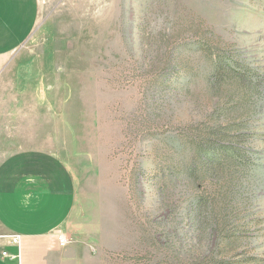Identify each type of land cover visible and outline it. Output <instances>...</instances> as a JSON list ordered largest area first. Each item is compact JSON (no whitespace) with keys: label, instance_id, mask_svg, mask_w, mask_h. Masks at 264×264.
<instances>
[{"label":"rangeland","instance_id":"rangeland-1","mask_svg":"<svg viewBox=\"0 0 264 264\" xmlns=\"http://www.w3.org/2000/svg\"><path fill=\"white\" fill-rule=\"evenodd\" d=\"M38 3L37 24L0 79V136L18 127L24 144L68 167L76 187L68 230L92 248L94 263L211 256L264 264V98L251 119L256 188L234 191L250 199L233 225V248L218 237L213 246L194 227L197 196L221 199L207 204L218 210L229 191L186 176L189 151L179 142L194 125L210 124L219 104L206 83L211 51L239 55L264 77V0ZM204 41L214 49L206 52Z\"/></svg>","mask_w":264,"mask_h":264},{"label":"crops","instance_id":"crops-1","mask_svg":"<svg viewBox=\"0 0 264 264\" xmlns=\"http://www.w3.org/2000/svg\"><path fill=\"white\" fill-rule=\"evenodd\" d=\"M38 4L0 0V79L15 67L8 56L36 26ZM19 130L0 136V264H96L92 248L68 230L76 202L70 170L52 153L24 144ZM64 231L73 238L61 248L57 238Z\"/></svg>","mask_w":264,"mask_h":264},{"label":"trees","instance_id":"trees-1","mask_svg":"<svg viewBox=\"0 0 264 264\" xmlns=\"http://www.w3.org/2000/svg\"><path fill=\"white\" fill-rule=\"evenodd\" d=\"M204 42L206 52L214 49L210 42ZM214 50L209 53L213 61L206 83L208 90L220 95L219 104L212 110L210 124L194 125V129L179 136V142L183 150L189 151L190 166L185 169L186 176L193 177L200 186L209 182L213 191H229L223 209L218 210L213 207L207 210V204L216 206L221 199L197 196L193 201L194 227L197 232L201 230L202 234L208 232L210 238L213 236V246L218 237L222 246L233 248L239 240L235 233L237 225H233L244 219L250 199L246 197L244 202L234 191L256 188L255 172L259 165L251 144V119L264 98V77L239 55L220 48ZM200 257L194 264H234L211 256Z\"/></svg>","mask_w":264,"mask_h":264},{"label":"built area","instance_id":"built-area-1","mask_svg":"<svg viewBox=\"0 0 264 264\" xmlns=\"http://www.w3.org/2000/svg\"><path fill=\"white\" fill-rule=\"evenodd\" d=\"M11 241L13 243H17L18 242V237L17 236H13L11 237ZM57 242L59 247H66L67 245H69L72 242V238L64 232H60L58 234V238H57Z\"/></svg>","mask_w":264,"mask_h":264}]
</instances>
